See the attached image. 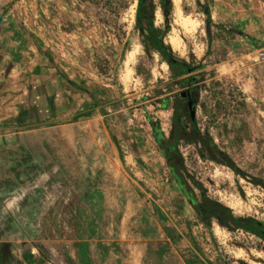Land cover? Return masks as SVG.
I'll use <instances>...</instances> for the list:
<instances>
[{
  "label": "rangeland",
  "instance_id": "obj_1",
  "mask_svg": "<svg viewBox=\"0 0 264 264\" xmlns=\"http://www.w3.org/2000/svg\"><path fill=\"white\" fill-rule=\"evenodd\" d=\"M171 1L168 16L157 0L150 8L176 60L203 66L195 72L204 73L199 129L248 177L264 181V0ZM136 6L137 0L5 6L13 34L0 46L16 47L27 70L12 77L8 66L0 73V134L37 130L30 143L40 146L3 167L0 264H79L83 247L91 264H264V241L215 223L208 230L165 165L146 115L168 135L171 105L184 89L144 48ZM31 67L51 70L47 88L28 83ZM84 121L91 124V180L72 173L80 141L72 127ZM198 147L179 145L188 175L236 216L264 224V189L201 158ZM13 159L0 146V161Z\"/></svg>",
  "mask_w": 264,
  "mask_h": 264
},
{
  "label": "trees",
  "instance_id": "obj_2",
  "mask_svg": "<svg viewBox=\"0 0 264 264\" xmlns=\"http://www.w3.org/2000/svg\"><path fill=\"white\" fill-rule=\"evenodd\" d=\"M157 1L162 7L164 15L168 16L172 9V1ZM205 15L209 23L211 19L208 10ZM135 23L144 40V48L152 50L159 55L161 60L168 66L174 78V83L186 92L185 98L179 96L171 105L172 112L168 135L163 132L158 121H153L146 115L147 122L152 129V137L176 187L197 219L208 230H211L212 224L215 223L230 233L241 231L264 241V224L253 217H238L229 207L210 198L203 184L188 175L183 157L179 151L180 143H194L199 146L198 151L201 158H205V155H208L210 160L228 167L235 174L245 179L250 178L253 184L264 189L263 180L248 177L246 173L236 166L226 152L218 148L208 132H201L196 123V118L192 119L190 117L188 102L192 101V108L195 110L199 97L197 86L204 78L203 72H195L203 66H192L186 62L176 60L171 47L164 42L166 31L154 26V13L150 8V0H137ZM207 30L209 29L207 28ZM162 102L164 104L162 109L168 110L170 106L169 98L166 97ZM82 114L77 113L75 117H79ZM76 257L79 264H91L86 247L78 250Z\"/></svg>",
  "mask_w": 264,
  "mask_h": 264
},
{
  "label": "crops",
  "instance_id": "obj_3",
  "mask_svg": "<svg viewBox=\"0 0 264 264\" xmlns=\"http://www.w3.org/2000/svg\"><path fill=\"white\" fill-rule=\"evenodd\" d=\"M9 0H0V41L4 38H10L13 34L12 30L9 29V23L6 15H3V10L6 5H8ZM5 41V40H4ZM2 55V56H1ZM25 60L19 56V52L16 51V47L6 45L0 46V73L3 70H6L8 66H10L9 76H15V74H19L24 76L22 72H26V68L21 69V65L25 67ZM20 70V71H19ZM31 72L27 75L28 83L31 81L37 82L38 84L45 86L47 88L50 85V81L53 80L52 75L50 74L51 70L47 68L41 67H31ZM19 71V72H18ZM18 72V73H17ZM37 84V85H38ZM55 112V111H54ZM73 130L79 128L80 129V141L78 144V148L75 153V161L77 163H73V174L80 175L81 173L87 176L88 179L91 180V124L90 122L84 121V123H78V125H73ZM10 130L5 129L0 134V146L4 147L7 150H10L17 159H13V161L6 160L0 161V177L4 174V165H11L14 161H20V157H24L30 151L36 150L40 146H33L30 143V138L32 136H39L38 133L35 135L33 133L37 130L29 131H16L9 133ZM38 132V131H37ZM40 143V141H39ZM55 143H53L54 145ZM64 143H61V146ZM67 152V151H66ZM59 155L64 159L66 157L65 150L63 146L59 149ZM68 156V155H67ZM76 164L78 167H76ZM82 168V169H81ZM29 213V211H27ZM89 250V249H87Z\"/></svg>",
  "mask_w": 264,
  "mask_h": 264
},
{
  "label": "water",
  "instance_id": "obj_4",
  "mask_svg": "<svg viewBox=\"0 0 264 264\" xmlns=\"http://www.w3.org/2000/svg\"><path fill=\"white\" fill-rule=\"evenodd\" d=\"M180 97L185 98L186 97V92L183 91L180 93ZM188 108L190 109V117L193 119L195 118V110L192 108V101L188 102Z\"/></svg>",
  "mask_w": 264,
  "mask_h": 264
},
{
  "label": "built area",
  "instance_id": "obj_5",
  "mask_svg": "<svg viewBox=\"0 0 264 264\" xmlns=\"http://www.w3.org/2000/svg\"><path fill=\"white\" fill-rule=\"evenodd\" d=\"M260 58H261V59H264V54H263V53L260 54Z\"/></svg>",
  "mask_w": 264,
  "mask_h": 264
}]
</instances>
